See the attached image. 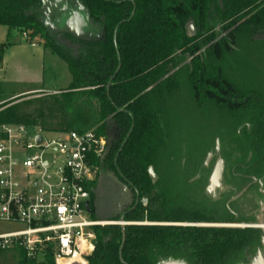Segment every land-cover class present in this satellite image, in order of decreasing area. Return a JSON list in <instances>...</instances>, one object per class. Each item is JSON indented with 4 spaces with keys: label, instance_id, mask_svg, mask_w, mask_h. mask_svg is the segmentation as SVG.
<instances>
[{
    "label": "trees",
    "instance_id": "16d2710c",
    "mask_svg": "<svg viewBox=\"0 0 264 264\" xmlns=\"http://www.w3.org/2000/svg\"><path fill=\"white\" fill-rule=\"evenodd\" d=\"M80 1L93 20L103 19L104 34L96 41L78 40L79 55L73 58L38 19L42 0H0V26L7 27L8 36L12 30L41 35L52 52L66 61L72 76L67 88L45 99L38 114L22 109L14 100L2 104L0 124H36L47 131L95 129L106 135V121L113 114L120 124V141L100 165L102 169L117 166L140 199H148L147 206L139 202L124 220L206 221L193 217L196 211L191 204L170 199L150 173V168L156 171L157 156L165 144L163 112L178 92L180 76L186 74L196 97L212 99L231 114L242 111L255 123L259 91H246L229 81L220 64L236 46L264 50V0ZM190 24L196 28L194 34L188 32ZM67 37L76 41L69 33ZM5 46L0 44V66ZM114 74L108 95L107 84ZM244 103L246 107L236 106ZM47 114L59 117L58 129L39 120ZM131 128L115 166V154ZM94 231L97 243L88 264H160L169 259L238 264L255 254L263 234L252 227L157 224L95 226ZM16 253L19 264H37L27 259L24 249L17 248ZM38 264H56L51 247Z\"/></svg>",
    "mask_w": 264,
    "mask_h": 264
},
{
    "label": "rangeland",
    "instance_id": "374dc122",
    "mask_svg": "<svg viewBox=\"0 0 264 264\" xmlns=\"http://www.w3.org/2000/svg\"><path fill=\"white\" fill-rule=\"evenodd\" d=\"M188 32L190 34L196 32L193 24L188 26ZM0 44H6L3 63L0 66V106L14 100L12 103H20L22 109L38 114V109L45 107V99L55 94L52 90L65 89L71 83L72 76L66 61L52 52V48L41 35L32 37L31 31L25 33L12 30L8 36L7 27L0 26ZM56 44L71 57H78L80 49L78 44H73L65 38L56 39ZM235 49L229 59L220 64L225 76L246 91L255 89L264 92V50L258 52L255 46H241L240 49L236 46ZM36 87L45 90L31 89ZM26 88L30 89L24 93H16ZM245 119L242 111L231 114L230 109L216 105L212 99L196 97L186 74L180 76L178 92L167 103L163 112L165 144L157 156L156 171L154 170L159 185H165L164 191L170 199L178 200V196L190 193L188 185H193L190 181L193 175L189 173V169H184V166L213 149L217 137H220L225 147L235 146L234 149H239L238 131ZM39 120L50 129L60 127L59 117L54 114H47ZM100 185L91 199L92 209L97 210V215H93L92 212L88 214L98 220L118 221L109 216L113 184L105 173L102 175ZM135 222L184 226L193 224L147 220ZM200 225L245 227V223ZM24 227L22 223L0 221V233ZM0 264H19L16 251L13 249L0 251Z\"/></svg>",
    "mask_w": 264,
    "mask_h": 264
},
{
    "label": "built area",
    "instance_id": "2783aa9c",
    "mask_svg": "<svg viewBox=\"0 0 264 264\" xmlns=\"http://www.w3.org/2000/svg\"><path fill=\"white\" fill-rule=\"evenodd\" d=\"M107 143L95 129L47 131L36 124H0V221L25 226L0 233V251L22 248L38 264L51 247L56 264H88L95 226L141 224L88 214L90 187Z\"/></svg>",
    "mask_w": 264,
    "mask_h": 264
},
{
    "label": "flooded vegetation",
    "instance_id": "af4514ba",
    "mask_svg": "<svg viewBox=\"0 0 264 264\" xmlns=\"http://www.w3.org/2000/svg\"><path fill=\"white\" fill-rule=\"evenodd\" d=\"M44 1L42 0L39 20L45 16ZM102 20L101 18V20H93V22L102 28ZM67 34H56L54 38H65L81 47L79 39L72 35L76 39V41H73L67 37ZM259 94V101L254 103L256 108L255 123L245 119L240 125L241 127L238 131L240 137L239 149H234L235 146H233L234 148L225 147L220 137H217L213 149L208 150L204 156H199L184 166V169H189V173L193 175L190 180L193 185H188L190 193L178 196V201L189 203L195 207L196 212L193 217L206 219V221H198L189 225L206 226L200 225V223H253L257 222L259 218L264 219V92H259ZM246 105L244 103L236 106L242 108L246 107ZM106 137L107 141L110 139L111 143L110 145L107 143V150L102 160L110 157L111 152L120 141L121 128L114 115L109 120L107 118ZM217 140L220 142L219 151H216ZM121 147L117 150L114 157L115 166L117 165ZM210 153L212 155L208 159ZM219 160H222L224 164L223 178L220 185H216L209 190L211 186L209 185V180ZM104 173L113 184L110 217L114 218L116 215L118 217L121 215L125 216L139 202L147 206L148 199L145 197L140 199L137 190L117 166L114 169H102L101 165L99 166L97 179L93 186L90 187L91 199L95 190L100 188L101 178ZM161 186L164 190L165 185ZM89 212H92L95 216L97 215V210L92 209V205H90ZM263 236L264 233L255 254L249 255L247 261H242L238 264H250L259 251L264 255Z\"/></svg>",
    "mask_w": 264,
    "mask_h": 264
},
{
    "label": "water",
    "instance_id": "95a60500",
    "mask_svg": "<svg viewBox=\"0 0 264 264\" xmlns=\"http://www.w3.org/2000/svg\"><path fill=\"white\" fill-rule=\"evenodd\" d=\"M43 6L45 8V12H44L45 16L42 17L41 21L46 26L47 31L50 35L70 33L75 38L81 41H96L102 39L104 34L102 32V28L99 25L94 24L90 16L89 10L80 0H54V1L45 0ZM133 14L134 11L132 12L130 18L133 16ZM119 25L120 24H118L114 30V41L116 47H117L116 33L119 28ZM118 59H119V66L117 71L120 69L121 66L119 54H118ZM114 77L115 74L110 78L107 84L108 95ZM118 110L120 111L121 109L119 108ZM112 117L113 114L109 115L108 120L111 119ZM132 128L130 129L126 138L124 139L120 151L122 150L124 144L127 142V139L131 134ZM38 140H41L40 136H38ZM107 142L110 145L111 143L110 139H108ZM219 150H220V142L219 140H217L216 151ZM211 155L212 154L210 153L208 159L210 158ZM223 172H224V164L222 160H219L218 164L216 165L210 177L209 185L211 186L209 187V190L213 189L216 185L221 184L223 178ZM150 173L154 177V179H157V176L153 168H150ZM114 218L119 221H125L124 215H121L119 217L116 215L114 216ZM169 225H176V224H169ZM244 226L259 228L264 233V219L262 218H259L257 222L245 223ZM262 242L264 245V236L262 238ZM96 243L97 241L94 242V244ZM160 264H189V263L181 259H169L161 262ZM250 264H264V255L262 254L261 251L258 252V254L250 262Z\"/></svg>",
    "mask_w": 264,
    "mask_h": 264
},
{
    "label": "crops",
    "instance_id": "0c3cea01",
    "mask_svg": "<svg viewBox=\"0 0 264 264\" xmlns=\"http://www.w3.org/2000/svg\"><path fill=\"white\" fill-rule=\"evenodd\" d=\"M44 51H45V48H44ZM2 63H3V61H2ZM30 88H26V89H23V90H19V91H16V93H24V92H27L28 90H29ZM31 89H37V90H41V91H43V90H45V89H43V88H40V87H36V88H31ZM54 93H56V92H59L60 90H52ZM11 95H13V93H11Z\"/></svg>",
    "mask_w": 264,
    "mask_h": 264
}]
</instances>
